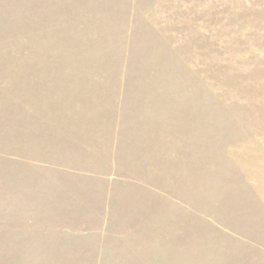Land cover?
I'll use <instances>...</instances> for the list:
<instances>
[{"label":"rangeland","instance_id":"1","mask_svg":"<svg viewBox=\"0 0 264 264\" xmlns=\"http://www.w3.org/2000/svg\"><path fill=\"white\" fill-rule=\"evenodd\" d=\"M0 264H264V0H0Z\"/></svg>","mask_w":264,"mask_h":264}]
</instances>
